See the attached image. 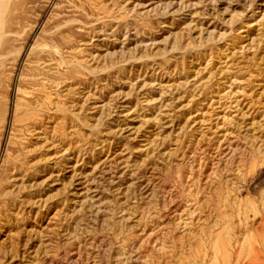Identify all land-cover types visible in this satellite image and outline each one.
Wrapping results in <instances>:
<instances>
[{
	"label": "rangeland",
	"instance_id": "rangeland-1",
	"mask_svg": "<svg viewBox=\"0 0 264 264\" xmlns=\"http://www.w3.org/2000/svg\"><path fill=\"white\" fill-rule=\"evenodd\" d=\"M0 56V264H264V0H0Z\"/></svg>",
	"mask_w": 264,
	"mask_h": 264
},
{
	"label": "bare ground",
	"instance_id": "bare-ground-1",
	"mask_svg": "<svg viewBox=\"0 0 264 264\" xmlns=\"http://www.w3.org/2000/svg\"><path fill=\"white\" fill-rule=\"evenodd\" d=\"M36 46H37V45H36ZM54 49H55V48H54ZM0 57H1V56H0ZM262 240H263V239H262ZM262 244H263V243H262ZM238 253H239V252H238ZM256 253H257V252L254 251V256H256V258H257L258 256L256 255ZM233 261H234V260H233ZM236 262H237V261H236ZM250 262H251V263H253V262L255 263V260H250Z\"/></svg>",
	"mask_w": 264,
	"mask_h": 264
}]
</instances>
